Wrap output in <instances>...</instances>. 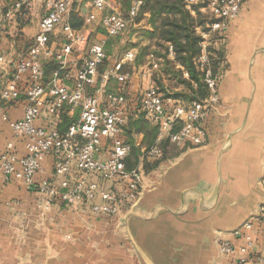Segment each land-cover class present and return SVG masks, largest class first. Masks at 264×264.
Returning a JSON list of instances; mask_svg holds the SVG:
<instances>
[{"label": "crops", "instance_id": "1", "mask_svg": "<svg viewBox=\"0 0 264 264\" xmlns=\"http://www.w3.org/2000/svg\"><path fill=\"white\" fill-rule=\"evenodd\" d=\"M16 1L1 0L0 13ZM114 4L120 6L118 0ZM26 10L18 12L10 24L20 21L25 31L24 21H29L32 12ZM199 10L209 20L207 10L201 6ZM5 26L0 50L8 62L0 64V92L12 77L16 59L32 45L25 36L14 37ZM137 26L152 29L146 18ZM197 29L203 31L200 26ZM208 44L212 67L222 74V80L221 105L206 121L207 142L178 146L159 137L158 127L141 118L137 95L151 84L158 87L161 83L169 90L184 85H175L176 80L164 73L162 59L154 54L159 67L152 76L144 74L151 53L142 64L128 61L135 71L127 87L132 91L124 138L132 145L127 167L139 166L144 171L138 202L116 216L94 214L89 202H56L46 208L36 185L29 186L22 178L9 180L0 173V264H243L239 253L221 251L219 240L241 244L246 230L240 235L234 230L256 217L264 202V0H244L224 36H211ZM133 50L136 55L137 49ZM168 57L173 60L174 53ZM54 64L51 71L45 70L47 78ZM177 67L182 65L177 63ZM184 77H189L186 70ZM109 82L104 84L101 79L89 89L95 88L96 94L110 92L106 91L111 89ZM117 84L121 90L122 84ZM24 99L22 92L19 98L5 101L12 119L23 117ZM63 111L70 117L80 115V109ZM62 112L54 118L59 129ZM152 126L156 132L150 135ZM9 143H13L11 148ZM155 144L162 148V155L149 159L144 150ZM8 150L18 158L28 152L24 140L0 118V155ZM54 164L53 154L45 157L36 182L57 180ZM15 166L21 169L18 161ZM94 179L103 189L121 193L126 188L119 180ZM96 201L102 202L100 197ZM253 223L250 232L256 250L264 253V220L254 218Z\"/></svg>", "mask_w": 264, "mask_h": 264}, {"label": "built area", "instance_id": "2", "mask_svg": "<svg viewBox=\"0 0 264 264\" xmlns=\"http://www.w3.org/2000/svg\"><path fill=\"white\" fill-rule=\"evenodd\" d=\"M243 1L186 0L187 7L199 4L209 15V30L201 32L203 52L196 59L208 94L182 100L166 95L154 84L147 87L140 95L138 111L158 127L160 138L167 137L178 146L188 142L195 145L207 142L206 121L221 105L219 86L222 80V74L214 71L211 65L208 41L211 36L218 39L224 36L229 21L240 14ZM37 2L45 7L38 33L28 50L16 59L12 77L0 92V118L10 124L16 137L24 140L28 152L21 158L9 150L3 152L0 173L9 180L22 178L29 186L36 185L45 198L46 208L56 202L71 205L89 202L94 214L116 216L138 202L144 180L141 167H127L132 145L124 138L129 108V91L125 85L131 81L134 72L122 71V68L136 55L131 49L115 58L102 77L104 84L112 78L123 84L119 92L90 93L89 88L98 82L99 66L107 58L104 42L91 43L84 53L76 56L75 52L87 36L81 29L74 28L70 21L74 12L88 4L91 10L84 17L85 24L100 18L107 35L112 37L137 24L136 17L143 1L134 0L128 12L123 13L116 8L106 12L109 0H18L0 13V42L4 25L13 21L18 12L32 10ZM58 28L62 29L60 40L54 39ZM170 53L173 54L172 46ZM51 61L56 67L47 78L45 66ZM7 62L0 50V64ZM158 67L159 63L152 54L144 74L152 76ZM22 92L25 94L24 114L21 119L14 120L5 110L4 103L19 98ZM65 109L71 113L80 109V115L77 121L61 131L54 118ZM42 120L48 122L42 124ZM12 146L13 143H9L8 147ZM50 154L55 156L57 180L36 182V175L43 169L42 161ZM144 154L149 159H157L162 155V148L155 144L145 149ZM17 161L21 164L19 170L15 166ZM76 173L77 178H73ZM95 176L119 180L126 188L121 193L103 189ZM98 197L102 202L96 201ZM254 218L264 220V202L260 204L256 217L234 230L235 235L246 230L241 244L219 240L221 251L239 253L243 264L251 261L264 264V253L256 250L255 238L250 232Z\"/></svg>", "mask_w": 264, "mask_h": 264}, {"label": "trees", "instance_id": "3", "mask_svg": "<svg viewBox=\"0 0 264 264\" xmlns=\"http://www.w3.org/2000/svg\"><path fill=\"white\" fill-rule=\"evenodd\" d=\"M134 0H118L120 6L129 10ZM142 6L136 17V22H141L144 18L152 26V29H136L137 41H130L129 48H136L137 53L134 59V64L139 65L145 62L148 54H154L162 59L161 67L166 75L172 76L176 82L175 85L183 84L184 88L180 90H169L163 84L159 83L158 87L166 95L182 99L191 100L202 98L208 93L207 87L202 80V72L198 69L196 59L202 54L203 36L198 32V27L201 30L207 31L208 18L199 10V5L187 7L186 0H142ZM126 12V13H127ZM74 28L81 29L84 19L72 16L70 21ZM111 42L109 39L108 44ZM107 44V46H108ZM172 46L174 59L168 57L170 52L169 47ZM208 52L211 54V48L208 47ZM107 53V52H106ZM110 53V52H109ZM107 53L106 60L99 66V71L103 70L113 62H110V55ZM117 58V57H116ZM210 58L212 56L210 55ZM177 63L182 67H177ZM108 64V65H107ZM55 65V64H54ZM130 64L125 63L122 71H127ZM213 66V59H211ZM104 67V69L102 68ZM189 73V77H184V71ZM154 78V77H153ZM115 78L110 79V83L117 82ZM197 84V87L193 83ZM119 83V82H117ZM128 85H125L127 87ZM123 87V84H122ZM110 91V89H106ZM141 118H145L141 114ZM79 119L78 113L70 117L66 112H62V121L60 130L65 131L69 125ZM156 126V125H155ZM156 127L152 126L150 135L154 134ZM155 137V136H154ZM150 148V147H149Z\"/></svg>", "mask_w": 264, "mask_h": 264}, {"label": "rangeland", "instance_id": "4", "mask_svg": "<svg viewBox=\"0 0 264 264\" xmlns=\"http://www.w3.org/2000/svg\"><path fill=\"white\" fill-rule=\"evenodd\" d=\"M34 6H35V8L32 10V12L29 16L30 17L29 21H27V22L24 21L25 31H23V29L21 27L22 24H20L21 23L20 21H18L16 24H10V23L5 24L6 25L5 26L6 31H11L13 33L14 37L25 36V38L27 39L26 41H28L31 44H32V42H34L35 36L38 33L39 22H40L43 14L45 12V7H42L41 3L37 2L34 4ZM114 8H117V9L119 8L120 11L123 13L127 12V10L122 8L121 6L118 5V7H117V5L114 4V0H111V2L109 0V6H108L106 12H111ZM90 10H91L90 5L83 4L80 7V11L74 12L73 16L75 15V17L84 19V17L90 12ZM135 28H138V26ZM135 28H133V26H129L122 33L115 35V36H112V37H109L106 33L105 28L102 26L100 18L96 21H93V22H90L87 24H85V22H84L81 30L83 31L84 34H86L87 37H86V41L83 42L80 45V47L78 48V53H76V55H78L79 52L84 53L91 43L104 42L105 51L107 53L110 52L109 53V54H111L110 55V62L112 63L114 58L121 57L124 55V53L126 51L134 49V48H129L128 44L130 43V41H137V34L135 32L136 31ZM61 37H62V29L58 28V34H56L54 39L60 40ZM109 39H111V42L108 44ZM107 44H108V46H107ZM24 53H22V54H24ZM107 53H106V55H107ZM54 63L55 62H53V61L47 62L46 66H45V70L49 71V69H50V71H51V69L54 67ZM102 68L104 69V67H102ZM108 68H109V65L103 70L102 73L100 71L98 72V82L101 83V79H102L103 75L105 74V72ZM128 68L132 72L135 71L133 68V65H131ZM127 85H128L127 87H130L131 83L129 82ZM110 87H111L110 92H119L120 91V89L118 88L117 82L110 83ZM101 89L103 91V88H101ZM94 90H95V88H92V90L89 89L90 93H93ZM126 90H128V89H126ZM131 91L132 90H129L130 96H131ZM137 97H140L139 93H138Z\"/></svg>", "mask_w": 264, "mask_h": 264}]
</instances>
